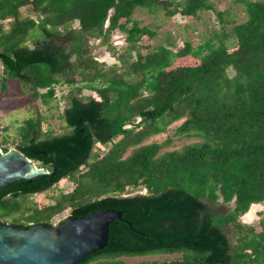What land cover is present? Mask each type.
<instances>
[{
	"label": "trees",
	"instance_id": "16d2710c",
	"mask_svg": "<svg viewBox=\"0 0 264 264\" xmlns=\"http://www.w3.org/2000/svg\"><path fill=\"white\" fill-rule=\"evenodd\" d=\"M234 3L245 20L229 32L142 54L136 43L157 34L132 19L136 9L197 18L214 11L211 0H0L1 93L17 81L30 102L49 106L58 87L71 88L61 113L66 133L44 131L40 113L19 126L12 148L49 175L4 186L0 219L28 228L54 226L67 209L68 218L120 212L106 247L78 264L159 254L180 257L134 264H264V218L259 230L242 220L264 205V0ZM217 18L225 22L223 13ZM115 31L130 46L119 67L92 55L117 47L108 45ZM184 58L195 63L175 65ZM180 120L175 133L198 142L170 152L165 143L140 146ZM0 148L9 150L3 141ZM65 180L69 193L30 202Z\"/></svg>",
	"mask_w": 264,
	"mask_h": 264
},
{
	"label": "rangeland",
	"instance_id": "374dc122",
	"mask_svg": "<svg viewBox=\"0 0 264 264\" xmlns=\"http://www.w3.org/2000/svg\"><path fill=\"white\" fill-rule=\"evenodd\" d=\"M181 1V0H176ZM214 5V11L199 13L197 18H186L182 16H175L173 18L165 19L160 14L153 18L145 11L136 9L132 15V19L137 20L140 23V27L150 26V30L155 31L157 36L153 40H142L136 43L137 49L140 53L145 54L151 48L163 44L170 45L173 49L177 50L186 41L190 42L192 46L199 45L203 40L210 38L211 32L216 31L219 34L222 32H229L236 24H240L245 20V14L242 11V7L234 3V0H211ZM23 17L31 18L32 15L25 8L21 9ZM217 13H223L225 22L220 24L217 18ZM233 22V23H231ZM5 28L8 27V21L2 23ZM77 25L74 24L73 27ZM99 40H94L90 44H96ZM110 42V43H109ZM109 44L117 46L114 50L110 47L101 46L92 52L93 57L100 63H105L106 66L115 65L120 66L118 58L126 55L127 49L130 48L125 41V35L120 32H114L110 37ZM227 44H230L231 40H227ZM134 55V54H133ZM195 61L191 58H184L177 60L175 65H193ZM1 74V68H0ZM75 88V87H73ZM68 90L70 87H58L57 88V102L53 101L49 106H44L39 101L30 102L27 96L23 93L21 85L17 81H8V91L4 94L0 89V142L3 141L4 146L13 149V144L20 142L19 126L25 119L35 117L37 113L43 118L44 131L51 133V136H59L67 132L64 122L61 119L62 110L67 107ZM85 96L97 97L94 93L84 91ZM67 96V97H66ZM136 122V121H135ZM183 120H180L167 128L164 134L152 136L146 141L142 142L140 146L149 145L152 143L163 144V152H170L179 150L181 147L198 142L196 139L181 138L175 132L177 128L182 124ZM167 139L170 141L167 142ZM132 150V149H131ZM129 150L125 156H128L131 152ZM73 184L69 180H65L61 185L57 186L53 191L44 195H36L32 197L30 202H48L53 203L51 196L56 197L59 195H65L72 189ZM145 193V191L136 190L132 194ZM47 200V201H45ZM43 204V203H40ZM254 209V216L250 215V211L243 216L244 223L253 226L259 230V222L264 218V205H256ZM253 210V207L252 209ZM70 210L67 209L64 212L58 214L52 218L51 223L57 225L66 220L69 216ZM10 224V221L7 222ZM180 255H151L145 257L136 258H120L125 263H139L141 261H171L179 258Z\"/></svg>",
	"mask_w": 264,
	"mask_h": 264
},
{
	"label": "water",
	"instance_id": "95a60500",
	"mask_svg": "<svg viewBox=\"0 0 264 264\" xmlns=\"http://www.w3.org/2000/svg\"><path fill=\"white\" fill-rule=\"evenodd\" d=\"M48 175L18 150L0 148V191L9 183ZM114 220L124 221L112 209L68 218L54 226L41 223L25 228L0 219V264H78L106 247Z\"/></svg>",
	"mask_w": 264,
	"mask_h": 264
},
{
	"label": "clouds",
	"instance_id": "9594fccd",
	"mask_svg": "<svg viewBox=\"0 0 264 264\" xmlns=\"http://www.w3.org/2000/svg\"><path fill=\"white\" fill-rule=\"evenodd\" d=\"M257 206H253V210H250V215H253L254 216V209L256 208Z\"/></svg>",
	"mask_w": 264,
	"mask_h": 264
}]
</instances>
